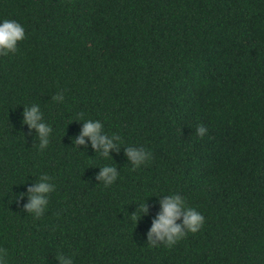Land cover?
Returning a JSON list of instances; mask_svg holds the SVG:
<instances>
[{"label": "trees", "instance_id": "trees-1", "mask_svg": "<svg viewBox=\"0 0 264 264\" xmlns=\"http://www.w3.org/2000/svg\"><path fill=\"white\" fill-rule=\"evenodd\" d=\"M2 19L26 31L0 56V243L11 264H59V252L75 264H264V0H0ZM34 103L53 127L44 150L22 123ZM81 118L122 137L112 158L74 145ZM129 144L152 160L133 169ZM105 164L119 171L108 187L96 179ZM41 174L56 187L36 218L16 196ZM172 192L205 224L150 246Z\"/></svg>", "mask_w": 264, "mask_h": 264}, {"label": "clouds", "instance_id": "clouds-1", "mask_svg": "<svg viewBox=\"0 0 264 264\" xmlns=\"http://www.w3.org/2000/svg\"><path fill=\"white\" fill-rule=\"evenodd\" d=\"M26 38L24 26L15 19L0 20V56H7L18 50V42ZM52 100L56 103L65 101L63 90H58ZM22 123L26 124L29 130L34 129L38 138V148L46 149L50 144L53 127L45 118L39 104L24 106L22 112ZM83 121L79 133L73 137L74 145H85L90 142L92 149L101 157H111L112 151H119L123 145V139L117 133L109 134L105 131L104 124L98 119H78ZM208 129L200 124L195 129V134L203 137ZM87 138V140L85 139ZM124 152L131 162L133 169H137L147 164L153 158L152 152L136 145L124 146ZM112 158V157H111ZM119 177L118 168L114 164L100 166V171L96 174V179L105 187L112 185ZM56 185L47 174H41L39 179L27 185V191L16 196L17 202L27 197L23 204V209L39 218L45 214L49 205V196L55 190ZM160 211L152 219V223L147 232V241L150 246L163 244L172 247L178 241L185 238L188 233H197L205 224L204 215L196 208L187 204L186 198L179 192H172L163 195L159 200ZM149 211L146 202L139 203L138 208L132 214L134 220ZM2 235V233H0ZM55 258L59 264H75V256L65 255L62 252L56 254ZM0 264H11L10 249L5 243H0Z\"/></svg>", "mask_w": 264, "mask_h": 264}]
</instances>
